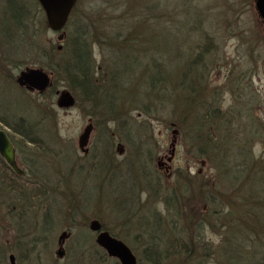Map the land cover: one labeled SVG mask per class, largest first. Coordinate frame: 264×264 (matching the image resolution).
Masks as SVG:
<instances>
[{
	"label": "rangeland",
	"instance_id": "374dc122",
	"mask_svg": "<svg viewBox=\"0 0 264 264\" xmlns=\"http://www.w3.org/2000/svg\"><path fill=\"white\" fill-rule=\"evenodd\" d=\"M102 1L77 0L59 41L36 0H0V126L12 134L9 123L20 118L36 125L40 148L17 147L16 159L49 183L46 197L33 199L19 219L18 203L7 209L13 194L0 175V264H10V255L16 264H116L95 243L93 220L137 264H154L145 255L152 249L161 253L151 255L157 264H264V21L254 0H169V20L152 41L146 25L128 20L138 0L119 9ZM131 31L144 34L141 41L121 43ZM73 39L87 40L86 77L105 85L96 107L75 96L64 73L45 67L42 55L54 49L66 61ZM26 67L49 72L54 87H19ZM62 90L73 106L57 107ZM90 121L85 155L77 139ZM205 133L218 140L210 158L196 147ZM161 157L168 172L158 166ZM242 158L257 170H235ZM32 176L21 175L18 189L35 186ZM62 232L69 237L58 258Z\"/></svg>",
	"mask_w": 264,
	"mask_h": 264
},
{
	"label": "trees",
	"instance_id": "16d2710c",
	"mask_svg": "<svg viewBox=\"0 0 264 264\" xmlns=\"http://www.w3.org/2000/svg\"><path fill=\"white\" fill-rule=\"evenodd\" d=\"M127 1L129 2L130 0H103L102 2L106 3L109 7H115L116 9H119V8H123L124 6H126ZM168 1L169 0H138V2L131 4V6H130L131 8L129 10L132 11L134 14L131 17H128V20L130 18L134 19L138 25L144 24L148 27L147 30L149 32L153 33L152 38L150 37L151 35L149 34V37L147 39L148 41H152L153 39L156 40V38L159 37L157 34V29L165 21L169 20L168 19V16H169L168 15V9H167V7L169 6V4L167 3ZM146 2H147V4H146ZM190 2H191V0H190ZM75 7L71 11L70 16L72 15ZM22 10L24 12L23 5H21L20 8H18L19 12H21ZM123 10H125V9H123ZM29 13H30V11H29ZM24 15H25V12L23 13V17H24ZM166 15H168V16H166ZM23 17L21 18V21H22ZM70 20L71 19L69 17L66 25L69 22H71ZM72 25H77V24H75V22H74V23H72ZM141 35H144V34L134 33L133 31H131V32H129V34L127 36H124V37L122 36L121 38L119 36H117V38L118 39L120 38L119 40L121 41V43H125L129 39L131 42H133V44H135V42L138 38H139V40L142 39L140 37ZM67 42H68V40H67ZM85 44L87 46V40L86 39L85 40L73 39V41L71 42V47L69 48V51H68L69 58L66 61H64V60L59 61V58H56V55L54 53V49H53V52H51L49 54H48V52H45L44 55H42V56L48 57V61H47V64H45V67L48 70H50V72H58V73L62 72L66 75V78L68 80V85L70 86V88L72 89V91L74 92V94L77 98H85V100L90 101V103L92 105H95V107H96L97 103L95 102V100L97 98V95H100L102 92L105 91V85L104 86H102V85L101 86L100 85L95 86L86 77V72H89L90 64H89L88 52L85 50V48H86ZM66 45H67V43H66ZM203 54L204 53H198V55H196V57H195L194 63L199 62L198 60H200L199 58ZM154 56H151V58L152 57L156 58ZM157 59H158V57L155 60L154 59L152 60V63H154L153 64L154 66H160V62ZM166 60L167 59L165 58L164 61H166ZM194 63H192V64H194ZM200 65H201V63H200ZM188 66L190 68L192 67V65H188ZM195 66L197 68L204 69V67L202 65L201 66L195 65ZM51 87L52 88L54 87V81L52 82L50 88ZM90 87L93 89V91H92L93 93L87 91V89ZM96 93H97V95H96ZM102 110H103V108H102ZM112 115H114V114H112ZM9 127L12 129V134H8V136L10 137V140L12 141L15 148L25 147V145L29 144V143L34 148H40L38 146H40V144L42 142L38 138V135H37L38 133H37V129H36L35 124L25 122L23 119L20 118L16 122L9 123ZM13 135H17L19 137V140L17 142L14 140ZM204 135H206V133ZM217 141L218 140L215 139L214 137H212L211 135H206L204 142L201 141L202 144H201V142L196 143V147H197L198 152L201 155L203 154V155H206V157H209V151L210 150L208 149V147L209 146L214 147V143H216ZM16 144H18V145H16ZM242 149L243 148H240V150H239L240 154H241ZM243 153H244V149H243ZM247 154L249 155V152ZM0 161H1L0 164H1V166L3 165V170H4V173L0 172V175H2V180L5 183L4 187L7 189L6 191L8 193L13 194V197L10 199L12 206H7V209L10 212H12L10 207H13V209L16 210V204L15 203H18L17 204L19 207L18 209H20V210L16 213V215L20 219V215H22L23 210H24V212H26V211L34 208V205L31 202L33 199L40 197V196H41L40 199H43V197H46L44 190H47V188H48L45 185V182L47 184H49L48 180L46 178L45 179L42 178V179L38 180L36 178V176L33 177L32 173H34L35 171H33L31 169V165H30L31 162H30L29 163V172H26L24 170V175L26 174V175H29L30 177L32 176V180H33L32 182L34 183L35 186H31V188L29 189L28 185L22 184L21 188L18 189V187H17L18 185L16 184V181L19 178H21V176L12 172L6 166V164L4 163V161L2 160L1 157H0ZM246 161L247 160L245 158H242V162H238L235 165L236 167L234 169L237 171H239V170L242 171V169L244 167H247L249 165L250 166V172H251V170L254 171L255 167L257 170V168H258L257 164L258 163L255 164L252 161H249V160H248V162H246ZM7 171L10 172V175H11V178H9V179H8V176H7V178L5 176ZM25 185L28 187V189L25 187ZM149 188H150V190H152L151 182H150ZM26 189L29 190V192H27ZM52 190H54V187L49 186V191H52ZM16 192H17V194H15ZM166 199L172 200L173 198L171 196H168L165 198V200ZM43 204H45V203H43ZM175 211H177V208ZM16 222L20 223L19 220H17ZM102 226L104 229L108 230L104 224ZM16 229H17V232L20 233V230L18 228V224L16 226ZM110 231H109V233H110ZM16 242L18 244L19 240H17ZM173 245L174 244H171V246H173ZM155 254H157L159 256L161 253L160 252L156 253V251H154L153 249L150 250V252L146 251V254H145V255H147L146 259L148 261L153 262L154 264H157V262L159 261V258L154 257V259H153L151 256V255H155Z\"/></svg>",
	"mask_w": 264,
	"mask_h": 264
},
{
	"label": "water",
	"instance_id": "95a60500",
	"mask_svg": "<svg viewBox=\"0 0 264 264\" xmlns=\"http://www.w3.org/2000/svg\"><path fill=\"white\" fill-rule=\"evenodd\" d=\"M42 8L48 27L55 32H60L58 40H62L64 34L61 33L69 14L75 6L77 0H36ZM254 7L257 14L264 21V0H254ZM16 83L29 91L44 92L50 86V76L42 68L26 67L21 70L16 77ZM58 97L56 105L59 108H69L74 105V97L69 91H56ZM92 130L91 124L86 125L79 134L77 143L81 152H87L88 139ZM176 130H173V140L171 143L174 150ZM120 146V145H119ZM0 156L7 166L16 174L21 175L23 170L16 162L15 148L8 137L7 132L0 127ZM102 225L98 220L89 223V229L96 232L95 243L101 247L109 257L116 258L119 264H137V258L131 249L120 239L112 236L108 231L102 230ZM69 237L68 232H62L58 238V249L56 256L61 258L63 255V244ZM10 264H16L13 255L9 256Z\"/></svg>",
	"mask_w": 264,
	"mask_h": 264
},
{
	"label": "flooded vegetation",
	"instance_id": "af4514ba",
	"mask_svg": "<svg viewBox=\"0 0 264 264\" xmlns=\"http://www.w3.org/2000/svg\"><path fill=\"white\" fill-rule=\"evenodd\" d=\"M89 120H90V119H89ZM90 124H91V126H92V130H91V133H92V131H93V129H94V127H93V122L91 123V121H90ZM91 133H90V135H91ZM89 139H90V136H89ZM89 139H88V143H89ZM117 145H120V146L118 147V150H119L118 152H119V155H121L122 152H123V150H120V147L122 146V144H121V143H118ZM88 151H89V149H88V144H87V152H86V153H83V154L86 155V154L88 153ZM169 160H170V159H169ZM158 166H159L160 169L165 170L166 172L169 171V167L166 166L163 157H161V160H158ZM93 233H94V232H93ZM116 264H119V262L116 261Z\"/></svg>",
	"mask_w": 264,
	"mask_h": 264
}]
</instances>
